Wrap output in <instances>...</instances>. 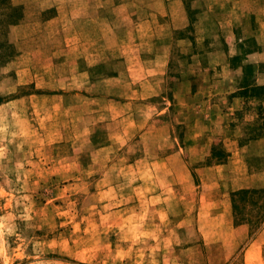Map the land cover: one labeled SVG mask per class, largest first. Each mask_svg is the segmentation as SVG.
Masks as SVG:
<instances>
[{"label": "rangeland", "instance_id": "obj_1", "mask_svg": "<svg viewBox=\"0 0 264 264\" xmlns=\"http://www.w3.org/2000/svg\"><path fill=\"white\" fill-rule=\"evenodd\" d=\"M80 1L93 0H10L22 9L13 25L1 22L9 9L0 4V264H264V86H250L251 41L244 39L241 53L231 55L234 45L225 40L229 25L220 26L218 11L204 10V0H189L184 26L182 11L166 7L173 0H130L116 11L114 6L127 0H105L109 9L98 12L79 7ZM121 9L120 23L116 18ZM59 13L65 18L78 13L112 15L117 29L129 30L131 37L140 34L139 41L131 39V48L139 42L147 65L163 68L167 60L164 73L147 72L155 85L147 90L149 97L134 99L129 106L135 123L127 127V144L109 146L107 131L120 121L108 120L106 83L75 94L74 72L69 71L80 46L76 33L82 26L86 32L95 27L93 32L102 37L109 23L43 22ZM170 15L176 23L167 21ZM243 35L248 32L243 30ZM48 50L63 53L57 60L71 64L53 71ZM115 60L114 66L121 68V58ZM130 60L133 63V55ZM243 65H250V70ZM240 85L243 88L234 92ZM57 90L62 95H53ZM254 92L257 96H252ZM184 96L210 97L225 104L241 96L244 104L241 110L223 109L221 117L210 123L209 151L192 147L201 141L187 149L185 159L196 176L194 187L187 189L192 198L161 201L163 209L157 215L155 204L138 199L142 192L137 168L128 165L141 154L137 132L144 122L151 127L154 120L155 127L171 124L172 136L182 144L185 122L177 112ZM167 98L176 106L158 116ZM214 161H232L229 174H236L239 184L247 182V176L254 183L239 188L245 192L233 200L238 245L231 255V245L226 252L223 241L205 247L204 238L193 231L197 197L211 189L198 185L214 181L213 171L197 170ZM250 242L256 247L246 253Z\"/></svg>", "mask_w": 264, "mask_h": 264}, {"label": "crops", "instance_id": "obj_2", "mask_svg": "<svg viewBox=\"0 0 264 264\" xmlns=\"http://www.w3.org/2000/svg\"><path fill=\"white\" fill-rule=\"evenodd\" d=\"M129 3L130 0L120 2L114 6L113 10H118L119 6L123 9V6L125 7V4L128 5ZM78 5L83 8H95L97 12L102 11L101 8L109 9L108 1L105 0L80 1ZM166 5L169 11L170 6L182 11L180 12L181 17L184 18L182 26L188 23L187 17H189L190 13L189 0L167 1ZM201 6L205 8L204 10L209 11V13L213 12V10L218 11L217 23L220 26L229 25L225 28L227 32L225 40L227 42L232 40L234 51L230 53L231 55L241 53L240 46L244 39L248 38L251 41L252 48L249 54H247L249 55V62L252 63L253 69V81L250 86H264V68L260 67L264 63V0H204ZM139 8L140 5H137L136 12H139ZM122 9L120 15L116 18L119 21V18H123L122 16H124ZM164 15L166 16L167 12ZM158 16L160 17L162 15ZM170 16L171 18L169 17L167 21L169 23H176L172 20L174 16ZM68 18L61 16L59 13L49 16L43 22L48 25L51 23L95 25L99 21L109 23L110 27L106 29L105 33H100L102 37H100L99 33L93 32L95 27H89V31L87 32L84 31V26L81 27L82 30L76 33L80 44L79 50L71 61L73 65L69 67V71L74 72L72 80L75 85V94H82L83 89L89 88L95 83L102 81L106 83L109 90V96L105 99V102L108 103V120L109 122L114 120L120 121L118 125L107 131L109 140L111 138L109 146L118 143L121 145L127 144L128 134L130 133V129L127 127L130 125L133 126L135 123V116L132 112H129V106L134 99L149 97L150 91L147 93V90L154 89L155 85L147 79V76L151 74L147 72H153L155 74L164 73L166 71L167 60L165 59L162 63L163 68L158 67L157 63L152 65L153 67L147 65V61L144 58L145 55L139 48V42L134 43L133 49L131 48V39L133 38L135 41H139L140 34L138 33L137 37H131L129 30L123 27L117 29L115 25L113 26L116 19L112 15L107 17V15L95 16L92 14L89 16L78 13ZM138 18L139 16L137 15L136 19ZM143 19L145 21V16ZM137 23L139 24L140 20ZM243 30L248 32V35H243ZM102 39L103 41H101ZM104 41H109V43ZM115 44H117V47H114ZM168 47L169 45L163 49L164 53H162L165 56L168 55ZM238 49L239 51H237ZM47 52L51 55L50 65L54 68L53 71H62L65 64H71L68 61L67 63L57 60L63 53L55 52L54 50H48ZM155 52L157 53V51ZM132 55L134 57L133 63L130 60ZM115 58H121L123 63L121 68L114 66L117 62ZM47 70H51L49 64ZM121 73L125 75V86L124 76ZM120 78L123 81L122 83H119L121 82L119 80ZM115 80L118 81L116 82ZM242 88L240 85L239 87H235L233 91L235 92ZM53 95H62V93L57 90ZM188 97H180L178 100V104L182 108L177 113L185 122L182 144H179L176 136H172L171 124L162 122L161 125L155 127L158 121L154 120V126L151 127L144 122L137 132L140 138L137 143L139 145L142 144V149H139L141 154H138L133 163L128 165V167L136 166L137 168L139 189L142 192L138 196V199L148 202L149 205L155 204L154 214L157 215L163 209L160 208L162 207L159 204L161 201L172 200V198L188 201L192 198V195L187 193V189L194 187L196 176L192 163L185 159L187 149H190V146L196 142L201 141L192 147L198 145L201 151L206 149L209 151L211 146V139L208 138L210 134V123L215 122L217 117H221L223 109L226 108L233 111L241 110L244 104L243 97L241 96H234L229 101L226 100V104L220 99H211L210 97L204 99V96H201V98L199 97L201 100L199 98L193 100ZM253 99L255 100V97ZM255 102L257 101L255 100ZM163 103L167 104V106L157 110L156 114L158 116L165 114L172 105L176 106L168 98ZM262 105L264 106V101ZM203 137H207L205 142L202 140ZM165 140L168 143H165ZM158 142L161 143L160 146L164 149L163 151L158 152L157 149L160 148ZM235 144L237 145V142ZM166 148H169V150ZM152 151L155 154H152ZM231 162L214 161L212 164L198 168L197 171L201 170V172L205 169L213 171L214 181L210 182V184L202 182V184L198 185L202 188L206 186L211 189L208 192H202L197 197L200 202L197 208V223L193 227V231L199 232L201 237L204 238L203 245L205 247L211 248L223 241L221 244L224 252H226L227 248L231 245L229 255L233 254L238 245L235 235L236 228L233 223V202L230 195L232 196L231 193L235 189L254 185V183H250L249 176H247V182L239 184L236 174H229L233 171L230 166ZM227 184L232 185L230 187L228 186V188ZM179 191L185 192V194H179ZM253 247H256L255 243L250 242L245 247V250L247 249L245 252L249 253ZM224 254L226 256V253ZM196 258L197 256L194 257V259ZM196 261L199 262L197 259ZM251 262L246 261V263Z\"/></svg>", "mask_w": 264, "mask_h": 264}, {"label": "trees", "instance_id": "obj_3", "mask_svg": "<svg viewBox=\"0 0 264 264\" xmlns=\"http://www.w3.org/2000/svg\"><path fill=\"white\" fill-rule=\"evenodd\" d=\"M0 4L2 5H6V8L9 9V11L4 14L6 15L5 19L1 20L2 23H4L5 25H13L16 22V19H19L22 17V9L20 6H14L10 3V0H0ZM233 58L236 59V56H234ZM243 68L246 70V68L248 69V71L250 70V65H243ZM251 75V74H250ZM263 88V86H253V88ZM252 96H257V94H255V92L252 94ZM237 192V193H236ZM245 192V190H238V191H234L232 193V202L235 199L234 197L236 196V194L238 193H243Z\"/></svg>", "mask_w": 264, "mask_h": 264}]
</instances>
